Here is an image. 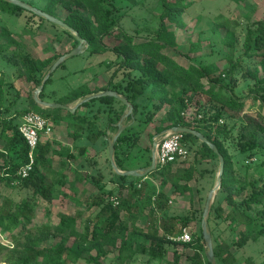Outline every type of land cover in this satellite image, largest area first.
Wrapping results in <instances>:
<instances>
[{"label": "rangeland", "instance_id": "1", "mask_svg": "<svg viewBox=\"0 0 264 264\" xmlns=\"http://www.w3.org/2000/svg\"><path fill=\"white\" fill-rule=\"evenodd\" d=\"M35 1L41 7H45L48 2V0ZM107 1L113 2L111 9L114 10V18L118 22L114 28L115 31L123 29L142 39L158 40L168 46L163 52L179 64L191 70L195 66H207L211 70L212 76L215 77L222 74L236 63L239 57L243 56L248 25L264 21V0H195L184 11L183 26L168 24L166 32L157 35L162 12L159 0ZM57 14L60 19H66L70 15V11L60 8ZM30 19L32 18L28 14L10 16L0 12V45L13 44L9 49L0 51V150L5 153L8 159L16 157V154L9 152L10 144L8 141L12 136L9 129L10 121L18 125L21 121V114L27 110H34L47 118L52 125V133L43 134L41 142L46 146V151L49 152L51 164L46 169L51 176L49 183L54 186L57 198L51 204L32 200L36 215L35 223L38 225L50 223L52 226H57L61 217L67 216L73 220L76 231H81L85 227L86 218L91 213L86 209V200L89 194L96 191L95 186L90 181L91 176L109 187V190L118 187L116 183H119V180L115 177L116 173L108 159V144L103 139L116 136L121 120V118L116 120L117 114L122 113L123 116L128 113V108L116 99L110 114L108 107L97 103L86 111H80V115L87 116L86 122L82 118H74V114L66 110L58 109L60 111L54 112V110L35 104L33 94L38 85L35 81L29 80L19 55H28L31 60H45L53 53H65L72 49L73 41L70 37H66L63 43L59 44L49 36L34 33L35 29H31L28 33L26 24ZM34 22L48 32L56 31L54 27L44 21H39L37 18H34ZM154 35L157 36L153 38ZM103 44L97 46L100 52L93 53L89 47L82 54L69 58L65 62V68L58 69L54 74L51 84L46 88L45 98L42 99L41 95L40 98L50 103H55L58 100L62 104L74 107L84 99L83 97L99 94L107 87L128 93L129 90H126V86L135 81L134 77L128 76V73H134L133 76L146 72L143 70L135 72L131 71V67L122 66L123 58L114 51V49L119 48L120 50L124 47V42L120 39L109 35L103 39ZM256 60L259 59L256 58ZM140 64L145 70L149 66V61L144 60ZM156 66L159 67V65ZM83 69L84 71H82ZM257 73L263 76V73L257 72L254 64L247 61L243 62L237 73V83L235 82L238 96L248 94L254 83V75ZM190 92L189 84L180 81L171 92L170 97L177 105L182 98L187 99V93ZM121 95L126 97L124 94ZM190 96H192V100L187 101L188 110L183 114L187 121L203 120L206 114H212L211 111L208 112L207 110L206 112L205 110L212 107V103H208L207 98L204 100L199 95L194 94ZM74 97L82 98L71 102ZM144 108L156 123H159L160 119L171 110L168 103L163 104L160 99H152L151 93L145 98ZM257 109L258 105L254 107L253 111ZM244 115V113L228 111L218 121V124L227 123L230 128H238L234 136H239L238 130L246 119ZM131 117L130 115L125 119L123 123L125 128L121 135L127 129L136 127L138 120L149 121L148 117H143L140 114L134 116V119ZM148 132L149 130L140 137L132 153H129L128 159L135 157L128 162L134 166V170L142 169L141 166L146 161L152 160V140ZM99 134H101L100 137L95 138ZM133 134H135L134 131ZM77 136L79 138H75ZM48 142L50 144L47 146ZM190 146L191 152L187 161L178 166L175 175L167 185L170 197L169 208L160 215L188 219L190 224L183 234H189L192 241L194 234L199 231V223H202L200 220L203 217L208 195L217 186L220 160L209 153L208 157L197 161L195 152L197 150L207 151L202 149L200 143ZM83 147L86 148V154L89 155L88 159L85 154L75 160H70L68 152H74ZM228 147L232 156L236 183L231 190L229 187L223 188L222 180L221 188L217 191L213 204L214 206L224 205L226 213L250 198L253 191L252 187L239 192L245 184L261 178L264 181V173L257 170V166L264 165V152L257 155L254 153H236L232 147V141ZM75 152L74 155L77 154ZM7 168L6 161L0 159V175ZM141 179L142 184L154 185L159 189L163 184L164 177L153 173ZM127 180L130 181L131 179ZM181 187H187L190 191H186L187 189L179 191ZM3 190L12 196L11 198L16 202H20L27 195L18 189ZM117 191L120 193L119 189ZM152 205L149 200H145L142 204L146 213ZM248 216L251 223L248 219L244 221V217L247 218ZM241 218L238 217V223L233 225L223 221L216 213L211 214L210 212L209 228L213 237V246L222 242L229 244L230 250L237 260L235 264H259L264 261V215L262 208L253 206L247 215L243 216V220ZM71 231L72 226L67 223L64 227V233L61 231L52 233V236L45 238L39 246L49 248L64 245L67 248H77L78 252L88 255L94 245L78 247L76 238L71 235ZM36 233L34 232L33 235ZM128 235L129 232L125 231L121 238L103 241L101 244L106 250L112 251L120 247ZM0 240L13 247L10 235H3L1 230ZM143 240L147 244L151 242L141 236L135 242L138 245ZM171 258L172 253L169 252L168 259ZM123 260L126 264H164L149 262L147 256L136 255L132 257L129 253L123 257ZM105 263L115 264L109 257ZM77 264L88 263L81 261ZM201 264L206 263L203 260Z\"/></svg>", "mask_w": 264, "mask_h": 264}, {"label": "trees", "instance_id": "2", "mask_svg": "<svg viewBox=\"0 0 264 264\" xmlns=\"http://www.w3.org/2000/svg\"><path fill=\"white\" fill-rule=\"evenodd\" d=\"M22 1L57 18H59L57 12L60 8L70 11V15L66 19L61 20L77 31L81 38L88 41L89 47H91L89 50L93 53L96 51L100 52L97 46L98 44L104 45L103 39L105 37L109 35L115 36L124 42V47L120 48V50L119 48L117 49L118 51L114 49L123 58L122 66L125 68L131 67V71L143 70L146 72L145 74H135L133 76L132 74L134 73H128V76L130 78L134 77L135 80L126 86V90H129L128 93L120 92L113 87H107L102 90H112L119 94H124L134 106L133 117L131 119H134V116H138L139 114L149 118V121L138 120L136 127L127 129L118 138L115 161L119 169L126 171L134 170V166L128 162L135 157L133 156L128 159L129 153H132L136 143L147 130H149L148 133H150L152 140V148L156 135L179 126L201 132L209 141L217 146L225 162L223 188L229 187L233 190L236 183L231 160L232 156L228 147L230 141H232V147L236 153H254L257 155L264 152V21L248 25L243 56L239 57L236 63L222 72V74L215 77L212 76V72L207 66H195L191 70L179 64L163 52L168 46L158 40L142 39L139 36L129 34L123 29L115 31L114 28L118 25V22L114 18V10L111 9L113 2L107 0H48L46 6L41 7L35 0ZM193 1L195 0H159L162 12L157 35L165 33L168 24L183 26L184 11L191 6ZM0 12H4L10 16L30 15L33 20L30 19L28 24H26V31L28 33L31 29H35L34 33H42L49 36L59 44L63 43L66 37L72 39V49L65 53H53L52 56L45 60H31L28 55H19L22 67H24L29 80L35 81L38 86L42 83L54 63L61 56L79 45L77 38L69 30L53 24L17 5L0 0ZM34 18L48 23L56 31L48 32L42 26L36 25ZM137 34L139 35L138 31ZM157 35L152 37L154 38ZM12 45L11 43L7 46L0 45V51L6 48L9 49ZM256 58L259 60H256ZM144 60L149 61V66L145 70L140 64ZM246 61L254 64L257 72L263 73V76H260L258 73L254 75V83L250 87L248 94L238 96L235 84V82L237 83V73L243 62ZM156 65H159V67ZM60 68H65V63L58 69ZM54 74L46 82L44 90L41 93L42 99L45 98L46 88L51 84ZM180 81L187 82L191 92L187 93V99L182 98L175 105V102L171 100L170 94ZM150 93L152 94V99H160L163 104L168 103L171 106V110L167 112L165 117L163 116L160 119L159 123H156L153 117L149 116L150 114L146 108H144L145 98ZM191 94L199 95L204 100L207 98V102L212 103V107L207 108L206 106L207 109L205 110L206 112L207 110L208 112L211 111L212 114H206L203 120L195 119L187 121L183 117V114L188 110L187 101L192 100ZM81 98L74 97L71 99V102L78 101ZM115 100L112 97H102L84 103L76 110L74 118H82L87 122V116L80 115V111H86L97 103L105 105L106 108L108 107L111 114ZM33 102L37 104L34 98ZM56 103H60V101L56 100ZM257 105L258 109L253 111ZM28 111L21 114V121L18 125L14 124L13 121L9 122V129L12 132V136L8 141L10 144L9 152L16 154V157L8 159L5 153L0 150V159H4L8 166L6 171L0 175V230L3 235H10L13 244V247H10L0 240V263L77 264L85 261L88 264H106L105 260L109 257L115 264H126L123 257L129 253L132 257L136 255L147 256L149 262L201 264L204 260L206 264H210L206 256L201 222L199 223V231L194 234L192 241L186 243L175 240L180 238L184 230L188 228L190 224L188 219L160 215V213H165L169 208L170 197L167 185L177 171L178 167L175 164H168L151 173L160 174L164 177L163 184L159 189L154 185L142 184L141 178L115 174V177L119 180L116 186H118L117 189H119L120 194L116 188L109 190V187L91 176L90 181L95 186L96 191L89 194L86 200V209L91 213L86 218L85 227L81 231H76L73 220L67 216H62L57 226H52L50 223L36 224L32 200H40L51 204L54 203L57 197L54 186L49 183L51 176H49L50 174L46 169L51 164L49 152L46 151V146L42 142L38 144L35 150V163L32 171L26 178H22L19 175V171L29 162V146L19 131L23 116ZM57 111L60 110H54V112ZM228 111L245 114L246 119L244 124L238 130L239 136H234L238 128H230L227 123L218 124V121ZM121 117L122 113L117 114L116 120H119ZM133 131L135 134H133ZM100 135H97L95 138H99ZM75 138H79V136ZM183 142L190 152V145H195L196 143H200L202 149L207 151L202 152L201 150H197L195 152V159L197 161L208 157L209 153L218 158L207 144L201 142L195 136L184 134ZM49 144L50 142L47 143V146ZM75 151L77 154L74 155ZM75 151L68 152L70 160H75L79 156L81 157V155L86 154V148L84 147L82 149L78 148ZM187 159L182 161L181 164H185ZM151 162L152 160L146 161L141 168L149 167ZM257 170L264 173V165L257 166ZM249 187H252L253 191L248 200L235 206L228 213H226L224 205H213L211 214L216 213L223 221L225 220L233 225L238 223V217H242L241 219L243 220V216L247 215L253 206L262 208L264 215V181L262 178L253 180L249 184H245L239 192L241 193ZM3 189H18L27 195L20 202H16L11 198L12 196L3 192ZM182 190L190 191L187 187L179 188V191ZM231 197L230 199H232ZM145 200H149L153 204L147 213L142 206ZM245 219H248L249 223H251L249 216L247 218L244 217V221H246ZM200 221H202V218ZM67 223H70L72 226L71 235L76 238L78 247L83 248L85 245H94V248L90 249L88 255L78 252L77 248H67L64 245L49 248H41L39 246L45 238L52 236V233L58 231L64 233V227ZM125 231L129 232V235L127 239L123 240L120 247L110 251L106 250L101 244L103 241L121 238ZM34 232L37 233L33 235ZM139 236L147 240L149 239L151 241L150 244H147L143 240L138 246L135 241ZM230 249L229 244L225 242L214 246L217 264L236 263V257ZM169 252L172 253L171 259H168ZM259 264H264V261Z\"/></svg>", "mask_w": 264, "mask_h": 264}, {"label": "water", "instance_id": "3", "mask_svg": "<svg viewBox=\"0 0 264 264\" xmlns=\"http://www.w3.org/2000/svg\"><path fill=\"white\" fill-rule=\"evenodd\" d=\"M3 1H7L9 3L17 5V6L23 8L27 11H30V12L38 15L39 17H41L45 20L50 21L53 24H56V25L66 29V30H69L70 32H72L75 35V37L77 38V40L79 42L78 47H76L75 49L71 50L70 52L64 54L54 63V65L51 67V69L49 70V72L45 76L42 83L34 91L33 98L39 106L46 108V109H50V110L63 109V110L68 111L71 114H75L76 110L84 103H88L94 99H98V98H102V97H112V98H115V99L119 100L120 102H122L128 108V113L124 114L121 117L120 124L118 125L119 129H118L116 136L114 138H107L108 149H109V161H110L111 166L117 175L125 176V177L144 178V177H147L152 172L157 171L158 166H157V160H156V153H157V148H158L159 143H160V142H158V140L164 135L189 134V135L195 136L201 142L207 144L209 146V148L218 156V158L220 160V171H219V175H218L217 186L208 195V198H207V201L205 204L203 217H202V230H203V237L205 240L206 256H207V259L210 262V264H217L215 253H214L213 237H212V233H211L210 228H209L210 212H211L212 206L214 204V199H215L216 193L221 188L222 180H223V173H224V169H225L224 157L220 154L217 146L215 144H213L211 141H209L201 132H199L197 130L186 128V127H181V126L174 127V128L166 130V131L162 132L161 134H158L155 136L154 144L152 147V162H151V165L149 167L142 168L139 170H128V171L119 169L117 164H116V161H115L116 143H117L118 138L120 137L121 133L123 132V130L125 128V126L123 125L125 119L130 115L133 117V111H134L133 104L130 103V101L126 97H124L121 94H119L118 92L112 91V90H106V91H103L99 94L86 97L82 101L77 103L76 106H74V107H70V106H67V105L62 104V103H56V102L50 103V102H46V101L42 100L40 98V95H41L42 91L44 90L46 82L50 79L52 74H54L56 72V70L62 64H64L69 58L74 57V56H78V55L82 54L83 52H85V50L89 48L88 41L81 38L77 31H75L69 25L64 23L61 19H59L55 16H52V15L44 12L43 10H40V9L28 4L27 2H24L22 0H3Z\"/></svg>", "mask_w": 264, "mask_h": 264}, {"label": "built area", "instance_id": "4", "mask_svg": "<svg viewBox=\"0 0 264 264\" xmlns=\"http://www.w3.org/2000/svg\"><path fill=\"white\" fill-rule=\"evenodd\" d=\"M19 131L26 139L29 146V162L20 171L19 175L26 178L33 169L35 163L34 153L41 142L42 135L52 133V125L50 121L40 113L29 110L22 119L19 126ZM156 160L158 168H163L168 164L180 166L182 161H185L190 151L183 142L182 134L164 135L158 140ZM177 240L183 242L191 241L189 234L185 233Z\"/></svg>", "mask_w": 264, "mask_h": 264}, {"label": "crops", "instance_id": "5", "mask_svg": "<svg viewBox=\"0 0 264 264\" xmlns=\"http://www.w3.org/2000/svg\"><path fill=\"white\" fill-rule=\"evenodd\" d=\"M103 141L105 142V143H107L108 144V142H107V137L105 138V139H103ZM109 150V149H108ZM87 155V157H89V155L88 154H86ZM101 155L103 156V153H101ZM82 157H85V156H82ZM109 159V158H108ZM87 160V159H86Z\"/></svg>", "mask_w": 264, "mask_h": 264}]
</instances>
